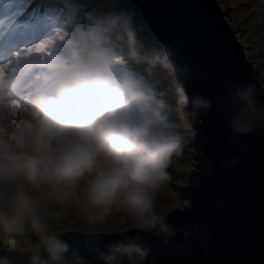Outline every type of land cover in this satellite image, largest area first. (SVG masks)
Wrapping results in <instances>:
<instances>
[{"label": "clouds", "instance_id": "clouds-1", "mask_svg": "<svg viewBox=\"0 0 264 264\" xmlns=\"http://www.w3.org/2000/svg\"><path fill=\"white\" fill-rule=\"evenodd\" d=\"M102 20L96 37L84 42L79 68L24 109L26 125L14 142L0 140V247L28 254L30 264H82L75 253L69 259L71 246L50 223L69 209L92 226L119 216L137 232L174 235L156 210V197L173 180L169 168L182 156L185 137L117 57L143 59L172 77L185 69L167 47L142 55L130 25L121 29L117 19ZM175 93L177 105L193 118L211 106L179 84ZM257 94L252 84L229 92L226 115L235 133L250 132L249 123L264 116ZM149 251L131 239L113 243L101 258L105 264H143ZM0 264L10 261L0 257Z\"/></svg>", "mask_w": 264, "mask_h": 264}, {"label": "water", "instance_id": "water-1", "mask_svg": "<svg viewBox=\"0 0 264 264\" xmlns=\"http://www.w3.org/2000/svg\"><path fill=\"white\" fill-rule=\"evenodd\" d=\"M160 53L167 47L188 95L210 101L193 118L199 153L185 186L190 205L166 216L172 235L132 228L115 233L65 230L60 238L82 264L117 242L149 249L143 264H264V116L237 134L229 125V92L252 84L264 108V85L219 0H116ZM156 231H159L157 229ZM21 255L0 247V257ZM125 264H128L125 260Z\"/></svg>", "mask_w": 264, "mask_h": 264}, {"label": "rangeland", "instance_id": "rangeland-1", "mask_svg": "<svg viewBox=\"0 0 264 264\" xmlns=\"http://www.w3.org/2000/svg\"><path fill=\"white\" fill-rule=\"evenodd\" d=\"M41 1L39 10L41 12L48 10L47 15L49 16L38 15L37 23L41 25L40 29L35 28L29 31L23 25L18 24V19L13 16H6L0 20V51L10 50L11 44L7 36L11 33L20 43L10 53L5 52L3 56H0V140H6L9 143L14 142L18 135L16 130H22L25 127L27 116L24 109L30 105L25 101L28 97L24 96L23 100L13 94L14 88L25 89L27 93L34 91L35 99L41 95L51 94L54 87L46 81L51 78L49 76L45 78L44 72L39 69L41 65H46V74L53 71L55 75L53 80H62L71 75V72H75L85 57L82 43L92 38V33L97 34L95 30L99 24L103 23L102 18L117 19L121 29L126 24L130 25L136 33L142 55L158 52L152 41L130 20L131 18L125 14L115 0H74L79 7L73 6L72 0ZM219 2L226 12L227 19L243 42L245 51L254 65L255 73L264 84V0H219ZM4 3L5 0H0V14L3 13ZM10 3H12L11 11L15 10V7L18 11L22 8L21 0H10ZM29 3H31L30 6L32 4L34 6L36 0ZM23 14H25L24 11L19 16ZM86 15L91 23L90 29L87 27ZM51 16L55 18V21L60 20L64 24L52 27L49 23L52 20ZM24 23L25 21L22 22ZM28 31L31 43L25 51L29 54V49L41 43L46 45V50L37 52L34 57L20 62L22 54L25 55L23 47L26 45L21 41ZM44 35L48 36L44 38ZM121 55L124 57L123 60L128 59L127 55ZM123 65L138 79L139 86L153 98L154 106L161 108L172 121L180 125L179 130L185 137L182 156L175 157L169 168L173 180L156 197L157 212L167 216L176 208H184L191 202L185 186L189 180V171L196 168L199 154L194 146V137L189 132L193 125V117L187 115L189 112L187 107L177 105L175 86L180 85V81L176 77L170 76L158 66L151 67L143 59L125 61ZM140 77L143 79L140 80ZM174 80L176 84L173 83ZM10 99H16V101L11 103ZM159 101H163V106L159 104ZM185 123L190 127H184ZM50 223L57 233L65 230L88 232L92 231L93 227L96 229L95 232H101V229H104L103 232L115 233L132 228L130 221L125 219L122 222L119 216L111 218L104 225L92 226L75 209H69L61 221H50ZM27 235L34 243L36 242L33 234L29 232ZM5 258L10 261V264H30L28 254L7 255Z\"/></svg>", "mask_w": 264, "mask_h": 264}, {"label": "trees", "instance_id": "trees-1", "mask_svg": "<svg viewBox=\"0 0 264 264\" xmlns=\"http://www.w3.org/2000/svg\"><path fill=\"white\" fill-rule=\"evenodd\" d=\"M8 1H10V0H6V3L8 2ZM31 1H33V0H21V4H22V8L19 10V11H17L16 12V15H19V14H21L23 11L25 12V10H27L28 9V6H30V4H29V2H31ZM75 1H77V0H75ZM74 0H72V4H73V6H75V7H79L78 6V4H76V2H75ZM80 1V0H79ZM116 1V0H115ZM42 1L41 0H36V4H37V7L35 8V12H38V15H39V4L41 3ZM117 2V1H116ZM118 3V2H117ZM8 7H7V4H5V7H4V9H7ZM122 9V8H121ZM123 10V9H122ZM124 11V10H123ZM93 12V11H92ZM125 12V11H124ZM84 13H86V12H84ZM83 13V16L85 15ZM27 14H29V15H27V16H25L27 19H26V21H25V24L26 25H29V26H36L37 25V20L38 19H32L31 18V16H32V14H33V11H31V10H27ZM125 14L127 15V13L125 12ZM128 16V15H127ZM129 17V16H128ZM85 18H87V27L90 29V26H91V23L89 22V19H88V17H87V15L85 16ZM130 20H132V19H130ZM52 22H54V25H61V24H64V22H61L60 20H56L55 21V18L53 17L52 18ZM133 22V21H132ZM85 23V22H84ZM134 23V22H133ZM96 35L97 34H95V33H92L91 34V37L92 38H95L96 37ZM84 42L85 41H83V43H82V45L84 46ZM118 61H119V63H121L122 61H123V63L122 64H124L125 63V61H127V62H129V60L127 59V58H125L126 60H123V56L122 55H118ZM263 83V82H262ZM264 85V84H263Z\"/></svg>", "mask_w": 264, "mask_h": 264}, {"label": "snow or ice", "instance_id": "snow-or-ice-1", "mask_svg": "<svg viewBox=\"0 0 264 264\" xmlns=\"http://www.w3.org/2000/svg\"><path fill=\"white\" fill-rule=\"evenodd\" d=\"M46 50V45L41 43L37 47L29 49V52H43Z\"/></svg>", "mask_w": 264, "mask_h": 264}, {"label": "bare ground", "instance_id": "bare-ground-1", "mask_svg": "<svg viewBox=\"0 0 264 264\" xmlns=\"http://www.w3.org/2000/svg\"><path fill=\"white\" fill-rule=\"evenodd\" d=\"M16 82V81H15ZM162 200H164V199H162Z\"/></svg>", "mask_w": 264, "mask_h": 264}]
</instances>
